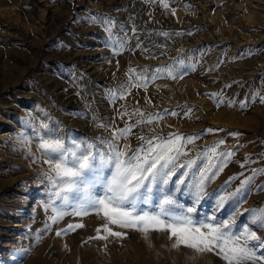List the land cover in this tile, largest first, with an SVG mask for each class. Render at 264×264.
Instances as JSON below:
<instances>
[{
    "label": "rangeland",
    "instance_id": "374dc122",
    "mask_svg": "<svg viewBox=\"0 0 264 264\" xmlns=\"http://www.w3.org/2000/svg\"><path fill=\"white\" fill-rule=\"evenodd\" d=\"M93 15L116 22L117 43H106L103 26L85 22ZM118 38H123L122 48ZM157 68L175 74L149 80L147 89L135 86L136 74L146 69L151 75ZM130 80V94L109 103V89L123 91L120 86ZM261 97L264 0H0V264H225L213 253L173 248L167 231L142 234L109 225L127 234L117 238L104 231L102 214L72 215L73 208L63 207L54 196L49 199L41 183L39 173L47 165L37 143L18 137L23 132L27 139L31 126L45 115L77 137L108 138L111 132L94 120L122 128L141 118L137 109L144 118L161 113L159 120L134 128L133 137L121 146L135 148V136L153 132L196 136L186 146V160L223 140L218 151H236L207 185L205 193H212L230 176L264 168ZM218 100L224 103L217 106ZM228 102L234 103L229 107ZM241 102L247 107L241 109ZM118 111L128 114L121 120ZM209 128L218 131L208 133ZM246 156L255 163L242 169ZM240 179L224 194L233 192ZM261 184L264 174L256 177L236 210L238 224L245 221L239 213L264 205V191H257ZM68 195L72 199L76 194ZM212 207L211 200H204L199 212L211 213ZM57 209L67 214L53 223ZM217 215L227 216V209ZM69 224L82 227L58 237L56 232ZM257 235L264 238V230Z\"/></svg>",
    "mask_w": 264,
    "mask_h": 264
},
{
    "label": "snow or ice",
    "instance_id": "6c2138e0",
    "mask_svg": "<svg viewBox=\"0 0 264 264\" xmlns=\"http://www.w3.org/2000/svg\"><path fill=\"white\" fill-rule=\"evenodd\" d=\"M85 22L103 26L108 33L106 43H117L112 31L117 27L115 21L107 16L93 15ZM123 46V38H118V47ZM146 73L145 69L136 74V87L147 89L149 80L163 74H175L171 68H157L151 75ZM132 83L130 80L122 84L120 88L123 91L109 89L106 94V98L110 97L109 103L130 94ZM210 95L215 97L216 94ZM260 99L264 103V97ZM223 103L218 100L217 106ZM233 103L228 102V106ZM240 107L244 109L247 105L241 102ZM136 113L141 118L122 128H112L102 120H94L97 127L111 132L108 138L77 137L72 130L65 129L60 122L46 115L38 126H31V135L27 139L22 132L18 139H23L24 143H37V152L43 157V164L47 165L39 175L41 183L48 189L49 199L54 196L63 207L73 208L71 214L75 216H83L90 211L102 214L107 221L104 231L117 238H126L127 234L112 231L109 225L130 228L142 234L167 231L169 239H174L173 248L186 247L201 253H213L225 264H264V238L257 235L258 231L264 230V205L259 210L247 209L239 213V216L245 217L243 224H238L236 212L246 200L256 177L264 174V168L252 169L250 175L242 171L230 176L219 189L205 193L207 185L231 162L236 149L218 151V146L223 143V140H218L204 146L197 156L182 160L189 155L190 150H186V146L193 144L198 137L172 132L167 135L154 132L151 135L140 134L135 136L139 142L135 148L130 143L121 146V141L133 137L134 128L161 118V113H152L146 118L139 109ZM127 114L118 111L121 120ZM164 114L174 116L176 113L164 110ZM206 131L213 133L218 130L209 128ZM250 162L255 163L246 156L239 166L245 169ZM237 179H240L239 186L225 195L227 187ZM257 191H264V184L257 186ZM70 193L76 195L70 199ZM185 200L189 203H184ZM204 200L212 201L211 213L199 212ZM47 204L46 200L45 206ZM226 209L227 216L217 215ZM65 214L57 209L53 223ZM79 227L82 225L69 224L56 235L59 237ZM95 238L107 239L106 236Z\"/></svg>",
    "mask_w": 264,
    "mask_h": 264
}]
</instances>
